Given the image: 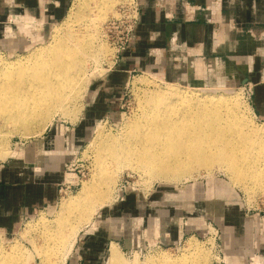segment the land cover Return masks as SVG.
I'll return each instance as SVG.
<instances>
[{"label":"rangeland","instance_id":"rangeland-1","mask_svg":"<svg viewBox=\"0 0 264 264\" xmlns=\"http://www.w3.org/2000/svg\"><path fill=\"white\" fill-rule=\"evenodd\" d=\"M79 1L70 0L64 17L51 24H46L39 16L26 11L12 13L4 25V30L11 29L10 33L4 32L0 38V66L8 62L22 65L27 61L34 63L38 50L54 43L57 31L75 28L79 23L83 25L85 17L92 16L90 20L94 21L99 36L94 40L104 43L106 47L100 58L86 64L82 75L84 78L74 85L78 87V90L76 87L73 90L77 93L72 91L71 98L67 99V104L65 102L66 111L57 110L48 118L50 121L46 120L47 117L41 122L34 121L25 131L10 122H4L0 117V163L10 161L18 163L21 168L27 165L34 167L36 173L52 171L64 175V179L57 184V198L53 203L37 209L32 215L22 217L15 228L0 230L2 250L7 252L14 249L19 253L17 259H21L23 264L58 263L55 261L57 244H54L57 248L54 249L55 253L49 249L47 251V254H54L49 263L41 258L43 244H49L46 243L45 233L62 232L60 236L65 241L72 230L78 228L77 225L73 226L77 221L78 210L68 211L62 203L71 195L73 198L78 197L83 183L92 178L96 168L97 146L111 136L119 139L128 129L130 120L141 118L146 106H149L147 98L151 94L169 91L173 88L172 84L178 82V88L190 92L193 89L232 95L234 102L238 103L235 102L236 105L240 106V110L239 107L237 110L245 120V125L264 131V117L256 115L252 109L251 79L246 76L242 83H237L226 76L231 66L241 64L242 61L243 64L249 60L251 63L258 61L264 64V28L246 27L236 37L238 43H230V50L223 55L227 67L223 72L226 79H221V83L209 82L208 76H205L206 80L174 81L156 70L136 69L124 77L117 97L110 101L111 89L106 81L120 52L131 40H126L130 37L126 32L128 6L133 1H139L106 0L101 7L96 4L93 7V0H85L83 2L86 6L69 16L71 8ZM14 14L20 18L15 19L12 17ZM28 14L35 17L36 23L34 19L33 23L27 19ZM169 48L172 49L171 46ZM155 54L154 57H157ZM208 62L195 64L208 66ZM262 70L260 67L257 75H261ZM196 71L197 76L203 77L204 67L200 66ZM75 127L81 130L80 135H75ZM99 133L102 140L99 139ZM259 140L264 143V137ZM262 150L264 152V148ZM125 163L111 170L115 173L110 186L113 199L97 207L90 220L79 225L65 264H69L82 234L85 231L91 233L104 223V214L109 207L117 206L121 211L105 221L117 223L119 216L130 221L137 215L138 200L150 197L154 191L161 204L160 210L172 215V226L179 227L181 234L178 237L159 227L158 231L162 232L156 231L157 235H149L144 229L146 225L136 226L132 230L128 227L126 230H130V237L134 241L123 249L118 247L122 259L112 263L105 259L106 264H152L163 253L173 259L189 258L195 249L197 257L206 256L201 264H264V191L253 186L249 179L234 181L231 171L226 167H198L178 179L161 178L154 174H144ZM62 183L74 184L72 191L68 189L59 193ZM174 206L179 210L176 211ZM160 221L164 228L163 222L167 223L166 219L162 217ZM21 260L18 261L22 264Z\"/></svg>","mask_w":264,"mask_h":264},{"label":"bare ground","instance_id":"bare-ground-1","mask_svg":"<svg viewBox=\"0 0 264 264\" xmlns=\"http://www.w3.org/2000/svg\"><path fill=\"white\" fill-rule=\"evenodd\" d=\"M83 1L71 8L69 16L86 6ZM92 3L93 7H101L106 0H93ZM90 17L83 18V25L79 23L75 28L57 31L54 43L39 49L34 63L8 62L0 66V117L4 122L25 131L34 121L41 122L46 117L48 120L57 110L66 111L67 99L71 98L74 88H78L74 85L84 78L86 64L96 61L106 50L104 43L94 40L99 37L98 30ZM215 64L216 61L209 66L213 68ZM173 84L169 91H157L147 98L149 106L143 116L130 120L128 129L119 139L111 136L101 144L99 133L100 146L96 145V168L92 178L83 183L78 197L71 195L62 203L68 211L78 210L74 227L80 228V224L90 220L97 207L112 201L110 186L115 173L111 170L124 162L144 174L173 179L198 167H226L234 181L249 179L253 186L264 191V143L259 140L264 137V131L245 125L237 110L240 106L232 95L193 89L190 92ZM78 228H74L65 241L60 236L62 232L45 233L49 244H43L41 258L49 263L54 249L58 248L55 255L58 263L54 264H65ZM52 245L54 248L50 249ZM48 249L53 255L47 254ZM13 250L5 252L0 246V264H21V259H17L19 253ZM194 251L189 258L180 259L163 253L152 264H201L206 260V256L197 257L196 249ZM120 259L122 254L116 244H112L108 261Z\"/></svg>","mask_w":264,"mask_h":264},{"label":"crops","instance_id":"crops-1","mask_svg":"<svg viewBox=\"0 0 264 264\" xmlns=\"http://www.w3.org/2000/svg\"><path fill=\"white\" fill-rule=\"evenodd\" d=\"M8 1L9 3L7 0H0V38L5 32L4 25L12 13L26 11L39 16L46 24H51L64 17L70 2V0ZM138 1L139 19L133 37L120 52L119 59L106 81V85L111 89L110 101L117 97L124 77L136 69L156 70L160 75L174 81L206 80L208 76L209 82H214L213 84L221 83V79H226V76L230 80L242 83L247 76L253 84L252 109L256 115L264 117V64L258 61L251 63L250 60L243 64L242 61L241 64L231 66L232 69L226 76L223 73L227 67L223 55L230 50V43H238L236 37L240 35L241 30L246 27L264 28V0ZM169 46L172 49H168ZM151 51L156 53L157 57H154ZM207 61L208 66L198 64L200 62L207 64ZM214 61L216 64L211 68L209 64ZM200 66L204 67L203 77L197 76L196 70ZM260 67L263 70L261 75H257ZM80 132L79 128H74L75 135H80ZM22 168L15 162L0 163L2 231L15 228L22 217L32 215L37 209L53 203L57 198V184L64 179L61 173L52 171L36 173L34 167L29 165ZM156 197L157 192L154 191L150 197L138 200L137 215L130 221L120 216L118 220L116 219L117 223L105 221L121 211L117 206L109 207L104 214V223L100 224L97 230L91 233L85 231L82 234L69 264H106L105 259L108 261L112 244H116L120 249L132 244L131 241L134 239L130 237V230L140 225H146L144 229L149 235H157L163 229L179 237L181 229L172 226L174 223L172 215L160 210L161 204ZM162 217L167 222H163L164 228L160 221ZM128 227L130 230H126Z\"/></svg>","mask_w":264,"mask_h":264},{"label":"built area","instance_id":"built-area-1","mask_svg":"<svg viewBox=\"0 0 264 264\" xmlns=\"http://www.w3.org/2000/svg\"><path fill=\"white\" fill-rule=\"evenodd\" d=\"M128 11H129V13L126 15V19L128 20V26L126 28V32L129 33L130 37L126 39L127 42L133 37L134 31H135V26H136L138 19H139V3L133 1L131 4H129ZM26 16L30 22H32L33 19L35 18L34 16H32L30 14H28ZM12 17H14V18L19 17L20 18V16H18L17 14H14ZM33 22L36 23V19H34ZM9 30H11V29L6 28L5 33L6 34L10 33ZM73 185L74 184L70 185L67 183H62L58 189V192L59 193H62L63 191L66 192V190H68V189L70 191H72Z\"/></svg>","mask_w":264,"mask_h":264}]
</instances>
